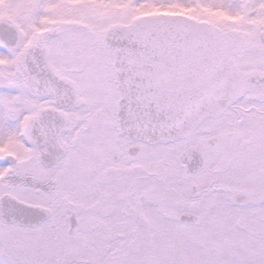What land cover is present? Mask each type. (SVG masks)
<instances>
[{
    "label": "snow or ice",
    "instance_id": "snow-or-ice-1",
    "mask_svg": "<svg viewBox=\"0 0 264 264\" xmlns=\"http://www.w3.org/2000/svg\"><path fill=\"white\" fill-rule=\"evenodd\" d=\"M0 264H264V0H0Z\"/></svg>",
    "mask_w": 264,
    "mask_h": 264
}]
</instances>
